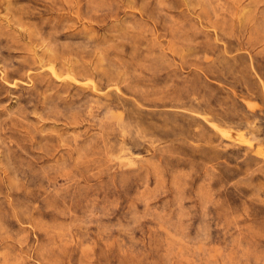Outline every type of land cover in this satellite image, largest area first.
<instances>
[{
	"label": "rangeland",
	"instance_id": "rangeland-1",
	"mask_svg": "<svg viewBox=\"0 0 264 264\" xmlns=\"http://www.w3.org/2000/svg\"><path fill=\"white\" fill-rule=\"evenodd\" d=\"M0 264H264V0H0Z\"/></svg>",
	"mask_w": 264,
	"mask_h": 264
}]
</instances>
